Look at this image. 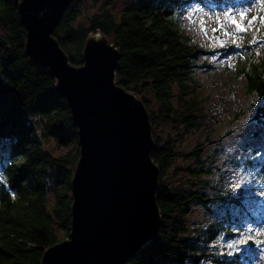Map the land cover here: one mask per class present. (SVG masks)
Here are the masks:
<instances>
[{"label": "trees", "instance_id": "trees-1", "mask_svg": "<svg viewBox=\"0 0 264 264\" xmlns=\"http://www.w3.org/2000/svg\"><path fill=\"white\" fill-rule=\"evenodd\" d=\"M190 2L207 4L210 0H129L120 13L100 6L82 22L81 1L73 0L53 35L75 66L83 63L89 35L100 32L106 36L120 53L118 84L138 95L152 91L158 101L157 114L149 110L150 121L177 122L191 129L200 111L196 74L209 67L205 58L212 51L202 50L181 30V11ZM17 4L18 0H0V264H40L44 251L59 242L55 223L69 236L71 179L79 147L77 128L65 99L54 89V79L47 69L27 61L26 31ZM241 48L249 54V66L242 71L246 89L258 100L251 133L257 144L245 163L249 168L260 164L261 172L264 159L258 162L254 156L264 155V47L256 48L246 36ZM141 101L147 108L146 99ZM48 135L57 144L70 143L69 149L59 155L46 151L43 138ZM200 151L196 147L179 154L168 141L156 139L151 158L162 174L174 156L190 154L197 160ZM225 201L223 195L210 197L203 189L159 181L156 202L161 226L126 264H243L245 258L238 252L229 255L204 248L219 235L232 237L230 223L237 217L235 212L214 217L199 232L186 228L184 218L193 204L209 209L210 203L221 207ZM227 203L240 205L235 198Z\"/></svg>", "mask_w": 264, "mask_h": 264}, {"label": "water", "instance_id": "water-1", "mask_svg": "<svg viewBox=\"0 0 264 264\" xmlns=\"http://www.w3.org/2000/svg\"><path fill=\"white\" fill-rule=\"evenodd\" d=\"M73 0H18L27 61L47 69L77 128L69 236L40 264H126L157 234L159 168L149 114L118 84L120 53L100 32L87 37L83 63H70L53 32Z\"/></svg>", "mask_w": 264, "mask_h": 264}, {"label": "rangeland", "instance_id": "rangeland-1", "mask_svg": "<svg viewBox=\"0 0 264 264\" xmlns=\"http://www.w3.org/2000/svg\"><path fill=\"white\" fill-rule=\"evenodd\" d=\"M80 1L79 21L82 22H86L91 15L98 11L100 6L120 13L124 6L129 4V0ZM243 7L250 9L248 18H251L252 15H264V12L258 6H253L250 0H210L207 4L190 2L183 7L181 11L182 32L202 50L212 51L208 57L214 54L218 55V60L210 62L206 59L209 67L202 68L196 74L195 83L200 111L193 128L185 129L180 123L160 120H156V123L150 121V124L153 141L156 139L160 143L168 141L176 153L186 154L192 152L196 147L201 148L197 160L190 154L174 156L163 173L161 174L159 171L158 181L168 186L199 188L203 189L210 197L223 195L226 198L225 205L221 207L210 203L209 209H206L199 204H193L192 209L184 218L187 230L190 233L199 232L214 217L225 215L229 210L235 212L237 217L235 220L233 218L230 223L234 232L232 237L219 235L213 242L207 243L204 248L208 252L223 251L228 254L238 252L242 258H245L243 264H264V254H262L264 245L257 246L254 242L255 239L264 240V195H262L264 193V164L260 172V164L249 168L245 163L246 160L253 157L252 148L257 144V139L253 138L251 133L256 126L252 114L258 100L255 95L247 91L242 74L243 69L249 66L247 64L249 54L242 48L237 52L233 51L234 49L224 52L222 49L225 48L217 47L213 51L209 47L208 37L213 36L211 29L217 27L215 18L208 20L205 17V26L208 29L207 37L200 30L199 16L194 17L197 21L195 23H190L187 18L189 12L196 10H199L201 15L219 13L223 18V12L235 11ZM245 25L251 30L241 34H236L234 26L227 22L224 27L235 36L241 45H243L246 36L249 37V40L253 36L257 37L258 42L255 47L260 48L263 40L259 38L264 37V26L260 24L259 20L250 26L245 21ZM218 34L221 38L227 39L228 47L234 46L231 37H224L223 31ZM236 53H241L243 58L237 55L231 62L233 67L229 68L226 64L220 65L219 60ZM135 95L140 100L146 99L148 114L149 110L157 114L159 104L152 91H145L143 95ZM43 144L45 150L53 155L62 154L70 147V143H67L68 145L57 144L56 139L50 135L43 138ZM254 158L260 162L264 159V155L258 154ZM200 168H202L198 171L200 173H192L193 169L199 170ZM0 178H2L1 173ZM238 181H243V183H238ZM229 198L239 200L240 205L232 207L227 203ZM256 232H260V235L255 236ZM55 233L59 242L67 238L57 223H55ZM242 236H253L254 239L246 244L235 245L233 248L227 247L229 243ZM236 248H239V251H236ZM161 264L175 263L162 262ZM202 264L209 263L205 261Z\"/></svg>", "mask_w": 264, "mask_h": 264}, {"label": "snow or ice", "instance_id": "snow-or-ice-1", "mask_svg": "<svg viewBox=\"0 0 264 264\" xmlns=\"http://www.w3.org/2000/svg\"><path fill=\"white\" fill-rule=\"evenodd\" d=\"M250 2L253 3V6H258L260 10L264 12V0H250ZM249 11L250 9L248 7H243L242 9H237L235 11H225L222 14L223 16L222 18L221 14L219 13H214L212 15H209L208 13H204L203 15H201L199 13V10H196L195 12H189L187 18L190 23H195L197 21L194 19V17L199 16V20H198L199 27L201 32H203V34L206 37L208 36V29L205 26L206 25L205 17H207L208 20H212L213 17L215 18L217 22V27L211 29L213 36L208 37L210 41L209 47L213 49V51L217 47L227 48L229 46L227 39L221 38V36L218 34L221 31H223L224 37H231L232 45H234L236 48H241L242 45L237 42V39L235 38V36L232 35V33L225 30L224 26H225V22L234 26L236 34L246 33L251 30L250 27H247L245 25V21L247 22V25L250 26L257 20H259L260 24L264 26V15H260V16L252 15L251 18H248ZM259 39L264 40V37H260ZM257 42H258V38L255 36H253L252 39L250 40L251 44H257ZM261 47H264V44H262ZM237 55H239L240 58H243L241 53H236L235 55H228L225 59L219 60L220 65L226 64L229 68L233 67V64L231 62L236 58ZM257 55H259V52H257ZM205 59L210 60V62H216L218 60V55L214 54L211 57H206ZM238 183H243V181H238ZM262 195H264V193H262ZM259 235L260 232L255 233V236H259ZM253 239H254L253 236H246V237L242 236L240 239L234 240L232 243H229L227 247L233 248L235 245L246 244ZM254 242L257 246L264 245V240L261 239H255ZM236 251H239V248H236ZM230 254L231 253H229V255Z\"/></svg>", "mask_w": 264, "mask_h": 264}]
</instances>
